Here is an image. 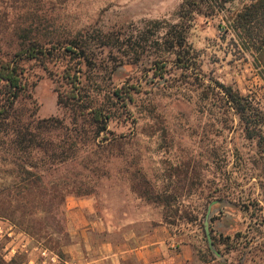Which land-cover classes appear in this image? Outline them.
I'll list each match as a JSON object with an SVG mask.
<instances>
[{
  "label": "rangeland",
  "instance_id": "1",
  "mask_svg": "<svg viewBox=\"0 0 264 264\" xmlns=\"http://www.w3.org/2000/svg\"><path fill=\"white\" fill-rule=\"evenodd\" d=\"M186 1L196 2L194 8L199 14L186 13L192 7L181 8ZM249 1L75 0L56 11L57 23L69 32H122L136 30L148 21L172 25L184 21L186 48L195 63L192 68H181L182 63L174 56L166 55L160 74L151 59L121 65V52L105 50L101 57L114 67L112 86L129 82L141 90L130 106L132 115L124 114L110 124L116 135L126 137L129 146L108 156L103 171L94 173L89 167L67 164L53 175H67L73 182L72 173H80L82 187L89 191L66 196L61 232L52 233L43 226H37L40 230L33 233L24 232L0 219L12 226L10 232L5 227L0 234V256L5 263L65 264L63 248L70 242L67 208L72 200L80 199L88 202L86 216H109L120 226L125 220H150L153 225L162 222L172 235L182 237L196 256L197 251L207 250L203 225L216 235L231 238L240 231L253 237L254 243H234L219 264H264V222L260 224V219L264 220V148L257 139L246 138L245 125L217 94L220 86L230 87L249 97L255 110L264 112V65L260 55L264 49L259 50L264 46V16L260 14L248 23L246 31L239 29L237 21ZM36 74L33 97L39 108L37 117L63 118L52 80L39 70ZM139 168L156 190L167 189L168 194L190 180L197 185L188 193L175 189L176 207L163 209L132 190V174ZM70 189L74 191L72 185L67 191ZM217 189L219 193H215ZM217 194H226L230 205H209ZM164 216L171 224L165 223Z\"/></svg>",
  "mask_w": 264,
  "mask_h": 264
},
{
  "label": "trees",
  "instance_id": "2",
  "mask_svg": "<svg viewBox=\"0 0 264 264\" xmlns=\"http://www.w3.org/2000/svg\"><path fill=\"white\" fill-rule=\"evenodd\" d=\"M71 1L75 0H0V219L24 232L39 231L37 226L48 227L52 233L61 232L66 196L89 192L82 187L80 173H72L73 182H69L71 177L67 175L54 178L63 166L89 167L97 173L104 170L108 156L129 146L126 137L116 135L110 124L124 114L132 115L130 106L141 90L129 82L112 86L114 67L110 60L101 57L105 50L121 52V65L151 59L160 74L167 62L166 55L174 56L182 63L181 68H192L195 63L186 48L184 21L173 25L148 21L136 30L122 32H69L57 23L55 15ZM249 2L237 16L243 31L258 15L264 16V0ZM185 5L192 6L186 13L199 14L194 8L196 2L186 1L181 8ZM260 55L264 65V51ZM38 70L52 80L63 118L37 117L39 108L33 89ZM220 87L217 94L245 125L246 138L257 139L260 148H264V112L255 110L249 97L230 87ZM132 176V190L163 209L176 207L175 189H186L188 193L197 185L187 181L182 187H174L172 196L167 189L156 190L141 168ZM70 185L74 191L68 192ZM228 201L226 194H217L208 203L225 208L231 203ZM168 218L164 216L165 223L171 224ZM263 222L261 218L260 224ZM202 228L207 250L197 251L201 264H219L225 251L235 247L234 243L249 246L255 240L240 231L231 238L216 235L204 225ZM0 264L11 262L5 263L0 256Z\"/></svg>",
  "mask_w": 264,
  "mask_h": 264
},
{
  "label": "crops",
  "instance_id": "3",
  "mask_svg": "<svg viewBox=\"0 0 264 264\" xmlns=\"http://www.w3.org/2000/svg\"><path fill=\"white\" fill-rule=\"evenodd\" d=\"M87 203L72 200L67 208L70 242L63 248L65 264H201L192 247L172 235L168 225L125 220L120 226L109 216H86Z\"/></svg>",
  "mask_w": 264,
  "mask_h": 264
},
{
  "label": "built area",
  "instance_id": "4",
  "mask_svg": "<svg viewBox=\"0 0 264 264\" xmlns=\"http://www.w3.org/2000/svg\"><path fill=\"white\" fill-rule=\"evenodd\" d=\"M5 227H6V230L9 231V232L12 230V227L10 225H8L6 222H4V223L2 222L1 225H0V234L3 233V231L5 230ZM42 254L45 255V252H43Z\"/></svg>",
  "mask_w": 264,
  "mask_h": 264
}]
</instances>
